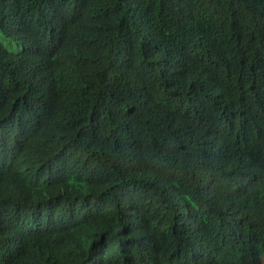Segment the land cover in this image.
<instances>
[{"label": "trees", "instance_id": "16d2710c", "mask_svg": "<svg viewBox=\"0 0 264 264\" xmlns=\"http://www.w3.org/2000/svg\"><path fill=\"white\" fill-rule=\"evenodd\" d=\"M263 258L264 0H0V264Z\"/></svg>", "mask_w": 264, "mask_h": 264}, {"label": "rangeland", "instance_id": "374dc122", "mask_svg": "<svg viewBox=\"0 0 264 264\" xmlns=\"http://www.w3.org/2000/svg\"><path fill=\"white\" fill-rule=\"evenodd\" d=\"M2 41H3V43H4L6 46H8L12 51L15 50L16 46H15L13 43H11L10 41H8L7 39H4V38H2Z\"/></svg>", "mask_w": 264, "mask_h": 264}, {"label": "crops", "instance_id": "0c3cea01", "mask_svg": "<svg viewBox=\"0 0 264 264\" xmlns=\"http://www.w3.org/2000/svg\"><path fill=\"white\" fill-rule=\"evenodd\" d=\"M263 264H264V258H263Z\"/></svg>", "mask_w": 264, "mask_h": 264}]
</instances>
